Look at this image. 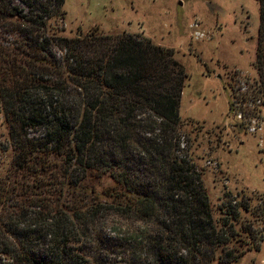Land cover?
Wrapping results in <instances>:
<instances>
[{
	"label": "trees",
	"instance_id": "1",
	"mask_svg": "<svg viewBox=\"0 0 264 264\" xmlns=\"http://www.w3.org/2000/svg\"><path fill=\"white\" fill-rule=\"evenodd\" d=\"M17 1L26 12L0 0V264H229L256 249L264 232L246 216L264 210L228 192L216 216L191 149L201 128L180 115L189 75L175 51L141 34L66 36L65 0ZM104 176L102 200L86 181ZM110 215L139 227L108 234Z\"/></svg>",
	"mask_w": 264,
	"mask_h": 264
},
{
	"label": "rangeland",
	"instance_id": "2",
	"mask_svg": "<svg viewBox=\"0 0 264 264\" xmlns=\"http://www.w3.org/2000/svg\"><path fill=\"white\" fill-rule=\"evenodd\" d=\"M12 2L27 11L19 1ZM64 7L66 18L59 25L66 36L96 28L104 34H141L154 44L175 51V59L189 75L180 115L184 122L194 121L201 128L199 133H191V149L204 168V185L216 216L228 192L231 199L232 195L248 198L251 207L262 212L264 104L257 88L258 72L253 66L259 26L257 1L65 0ZM241 113L245 123L257 121V133L244 132L243 126L239 130ZM190 130V126L185 127V131ZM219 132L221 140L217 145ZM9 147L6 126L0 121V171L7 166L8 155L3 150H10ZM86 182L90 190L95 188L96 195L112 185L107 176ZM258 214L246 217L254 220L253 228L260 233L264 232V218ZM139 224L110 215L105 230L111 235H124ZM257 245L237 263L229 264H264V241ZM2 262L7 263L5 259Z\"/></svg>",
	"mask_w": 264,
	"mask_h": 264
},
{
	"label": "built area",
	"instance_id": "3",
	"mask_svg": "<svg viewBox=\"0 0 264 264\" xmlns=\"http://www.w3.org/2000/svg\"><path fill=\"white\" fill-rule=\"evenodd\" d=\"M252 111L255 112V110H252ZM242 116H243V118H242ZM238 117H239L238 119L241 120V124L244 127L245 132L247 131V132H250L252 134L257 133L258 125H257V121H255V119L250 123H248V122L245 123L246 118L244 117V115L242 113Z\"/></svg>",
	"mask_w": 264,
	"mask_h": 264
}]
</instances>
